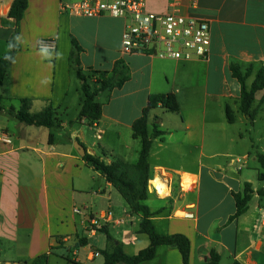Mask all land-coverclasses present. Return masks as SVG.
I'll list each match as a JSON object with an SVG mask.
<instances>
[{"label":"crops","instance_id":"1","mask_svg":"<svg viewBox=\"0 0 264 264\" xmlns=\"http://www.w3.org/2000/svg\"><path fill=\"white\" fill-rule=\"evenodd\" d=\"M14 1L0 4V58L8 53L13 35L8 15ZM27 1L19 28L22 42L0 89V122L11 140L0 141V264H28L43 255L48 264H104L102 251L111 245L92 221L109 212V221L99 227L126 254L137 255L149 246L148 235L140 233L142 215L130 214L122 195L77 153L74 142L107 164L137 163L141 140L133 137V124L156 94H174L180 106L175 116L162 108L164 117L158 109L149 115L150 128L157 123L163 132L150 154L152 179L145 201L156 231L186 236L191 264L209 263L212 249L219 252L221 264H264V194H258L264 182L256 156L264 155V89L255 94L258 113L250 121L241 111L242 87L232 72V66L243 72L252 68L249 89L264 67V0H199L195 9L184 0L183 12L207 20L211 28L208 59L189 62L123 55V19L63 14L60 3L71 0ZM145 1L148 11L169 9V0ZM42 38L56 39L60 59L47 61L37 54ZM73 40L83 50L84 76L112 72L122 60L130 79L98 97L103 104L98 122L77 118L75 124L66 123L60 116V128L50 141L51 129L21 123L9 109L30 100L31 113L51 105L59 116L70 108L73 91L81 109L84 81L71 60ZM94 82L89 80L92 87ZM157 179L165 194L154 189ZM214 183L223 189H213ZM245 183L255 194L246 213L230 222L237 210L233 194L242 192ZM142 264L184 263L178 249L160 246L156 257Z\"/></svg>","mask_w":264,"mask_h":264},{"label":"trees","instance_id":"2","mask_svg":"<svg viewBox=\"0 0 264 264\" xmlns=\"http://www.w3.org/2000/svg\"><path fill=\"white\" fill-rule=\"evenodd\" d=\"M28 6L27 0H15L11 6L8 17L12 20L9 25L13 29V35L19 34L20 22L24 12ZM3 25H8L6 20L2 21ZM11 38V39H12ZM10 39V40H11ZM73 49L71 53L72 62L78 66V76L84 81L82 86L83 101L79 113L78 120L84 118L89 124L93 125L102 118L103 104L98 101V97L105 92H111L114 89H120L130 79L129 67L124 61L120 60L115 63L112 72L90 71L89 76H84L80 69V55L82 47L77 41L73 40ZM19 51V45L12 50L11 55L14 57ZM8 54V53H6ZM5 54V55H6ZM2 56L0 58V88L3 87L9 78L10 67L13 62L6 60ZM252 68L242 71L239 66H232L233 76L240 82L241 92V111L248 117L250 121H254L258 110L253 107L255 94L264 89V67H261L255 77L251 87L248 89L246 80L250 76ZM90 79H95L93 87L89 84ZM4 101L3 95L0 93V111ZM263 102V101H262ZM162 108L166 112L179 113V102L174 94H156L149 98L148 105L143 112V116L133 124V137L141 140V152L137 163L131 164L122 160H116L111 164H107L101 158L86 153L84 160L87 164L97 172H99L109 183H111L117 191L122 195L124 200L130 207L131 215H142L140 223V233L149 237V246L140 251L137 255L130 256L123 250L121 243H117L109 234L107 229L96 227V230L106 233L111 247L102 251L105 258L104 264H142L153 260L156 257L157 249L160 246L176 248L182 255L184 264H191V243L190 240L182 235H161L159 234L151 219L152 213L145 201L149 198V181L152 179L151 167L149 164L150 154L154 145V141L163 134L159 130L157 123L152 124L150 128L149 115L151 112ZM30 100H21L20 107L17 109L11 107L9 114L15 116L21 123L30 126L46 127L48 129L60 128L61 120L59 119L57 110L51 105L42 112L31 113ZM227 119L230 123L234 122L232 111L229 107L226 109ZM54 135L50 134V141ZM257 159L261 167L259 174L260 182H264V155L257 153ZM255 192L250 183H245L243 191L234 193L233 197L236 202V213L230 217L229 221L242 216L248 210ZM259 195H263L264 191H258ZM211 261L209 263L198 264H221V256L215 249L210 251ZM28 264H48V256L43 255L33 259ZM233 264H241L235 261Z\"/></svg>","mask_w":264,"mask_h":264},{"label":"built area","instance_id":"3","mask_svg":"<svg viewBox=\"0 0 264 264\" xmlns=\"http://www.w3.org/2000/svg\"><path fill=\"white\" fill-rule=\"evenodd\" d=\"M189 8L195 9L199 0H187ZM4 0H0V4ZM63 14L90 18L110 16L125 21L122 41L123 55L146 54L163 60L195 61L207 60L210 55L211 28L207 20L183 12L184 0H169L166 13L147 10L145 0H71L62 1ZM46 44L57 50V41L42 38ZM0 141L11 143L9 135L0 124ZM156 181V180H154ZM154 189L161 192L155 185ZM78 213L79 210L76 209ZM112 216L108 213L92 221L99 227Z\"/></svg>","mask_w":264,"mask_h":264},{"label":"clouds","instance_id":"4","mask_svg":"<svg viewBox=\"0 0 264 264\" xmlns=\"http://www.w3.org/2000/svg\"><path fill=\"white\" fill-rule=\"evenodd\" d=\"M22 42V37L17 34L14 36L11 40H9L7 44L8 48V54L5 55V59L9 60L11 62L14 61V57L11 55L12 50L18 47V45ZM38 49H37V54L43 59L47 61H51L54 58L55 59H60L61 58V53L56 52L53 46L44 43L43 41H37ZM47 82V81H45Z\"/></svg>","mask_w":264,"mask_h":264},{"label":"rangeland","instance_id":"5","mask_svg":"<svg viewBox=\"0 0 264 264\" xmlns=\"http://www.w3.org/2000/svg\"><path fill=\"white\" fill-rule=\"evenodd\" d=\"M1 89V88H0ZM2 91V90H0ZM75 91L72 92L70 99L72 98V101H70V108L68 110H65L63 111L61 114H59V119H60V116H62L63 120L66 122V123H69V122H72V123H77V118L79 117V104H80V100L78 97L74 98L75 97ZM160 109H158V112L159 113V116L161 115L162 117H164L162 111L160 112L159 111ZM167 113L168 115H173L175 116L176 113H172V112H165ZM160 116V118H161ZM1 126L4 127L6 126L4 123L0 122ZM59 128H56V129H52L51 130V133L52 134H57ZM223 159H221L222 161ZM216 179L220 182L222 181V179L219 177V176H216ZM204 189V188H202ZM213 189H223L220 185L214 183V187Z\"/></svg>","mask_w":264,"mask_h":264},{"label":"water","instance_id":"6","mask_svg":"<svg viewBox=\"0 0 264 264\" xmlns=\"http://www.w3.org/2000/svg\"><path fill=\"white\" fill-rule=\"evenodd\" d=\"M0 120L2 121L4 119L1 117ZM74 148L81 157H85L86 150L78 141L74 142Z\"/></svg>","mask_w":264,"mask_h":264},{"label":"bare ground","instance_id":"7","mask_svg":"<svg viewBox=\"0 0 264 264\" xmlns=\"http://www.w3.org/2000/svg\"><path fill=\"white\" fill-rule=\"evenodd\" d=\"M152 183H153V185H155L156 187L158 186V188L161 189V190H160L161 192L163 191V189H162V188H163V187H162L163 184H162L158 179H157L156 181H153Z\"/></svg>","mask_w":264,"mask_h":264}]
</instances>
